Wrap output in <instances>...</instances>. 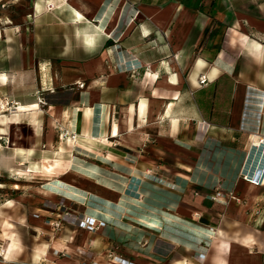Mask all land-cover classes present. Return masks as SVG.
Instances as JSON below:
<instances>
[{"label":"crops","instance_id":"1","mask_svg":"<svg viewBox=\"0 0 264 264\" xmlns=\"http://www.w3.org/2000/svg\"><path fill=\"white\" fill-rule=\"evenodd\" d=\"M24 1L0 0L34 20L0 41V264H264V0Z\"/></svg>","mask_w":264,"mask_h":264},{"label":"rangeland","instance_id":"2","mask_svg":"<svg viewBox=\"0 0 264 264\" xmlns=\"http://www.w3.org/2000/svg\"><path fill=\"white\" fill-rule=\"evenodd\" d=\"M30 3L29 0H25L24 1V5L21 4V5H12V7H16L17 10H18V7L20 8H24L26 10L29 9V6L28 4ZM11 2H5L4 6L1 4V7L2 8H5V6L7 7L8 5H10ZM8 14V13H7ZM24 12L21 11H18V12H11L9 13V16H1L0 17V30H3V33L0 32V41L2 40V36L4 37V39L8 40L9 38H12L13 37V33H11L8 28V25H19L20 28H24L25 25L27 24H33L34 20H33V17H24L23 16ZM11 21V22H10ZM6 22V23H5ZM19 36V38H21L23 40V37L24 35L22 33H17ZM43 35V34H41ZM53 36H58L60 37L59 35L60 34H52ZM30 36V34H28V37ZM71 37H72V34L71 33H68V32H64L63 34V38H64V41H65V54H66V51L68 52L69 50L71 51ZM66 42L69 44L66 45ZM69 51V52H70ZM19 104L18 103H15L14 99L12 98H8V97H3L2 99L0 98V124L1 123H7V118L9 115L12 114V112L18 107L19 108ZM7 131V130H6ZM3 137H0V141L3 142ZM5 140L7 138H4ZM4 146H5V143L3 142ZM3 148L0 146V149ZM5 151L4 149H1L0 151V154H3ZM9 166L8 162H7V159L6 157H0V168L2 170H5L7 167ZM13 175H11V178H15L14 181H18L19 183H27L29 186V188H35V187H41V188H44L43 186L45 184H41L40 182V179L38 176H35V175H32L31 173H23L22 171H16V170H13ZM8 174H6V176H0V179H2V181H4L5 183L4 186H8L10 185V180L8 177ZM12 185V184H11ZM2 197V196H0ZM262 202V204H264V201H260V203Z\"/></svg>","mask_w":264,"mask_h":264},{"label":"built area","instance_id":"3","mask_svg":"<svg viewBox=\"0 0 264 264\" xmlns=\"http://www.w3.org/2000/svg\"><path fill=\"white\" fill-rule=\"evenodd\" d=\"M117 69L122 70V69H130V70H139L140 68L143 67V64L141 63V61L137 60L136 58H132L130 60H124L123 63L119 62L118 64H116L115 66ZM200 81L201 83H206L207 81V77L206 75H203L200 77ZM61 137L65 138V139H73L75 140L77 138V135L75 133H70L69 131H63L61 133ZM263 144L264 145V138L260 139L258 143H256V141L253 143V146L255 148L256 147H260V145ZM255 173V172H254ZM250 174L247 173L245 175V177L256 183L259 184L262 180L261 179V174L260 173H255V174ZM257 174V175H256ZM210 198L214 199V200H219L221 198L224 199H232V200H237L239 201L240 198L236 195V193L232 190L228 191V192H217L214 195H210ZM253 213L256 216H264V204L260 203V202H256L254 208H253ZM73 222L72 219L70 218V216H68V213H65L64 215H62L59 219H56L54 221L51 222V226L55 229V230H59L60 228H62L63 224L65 222ZM75 221V220H74ZM78 223L80 224V226H84L92 231H96L100 225H104V222H101L100 224H97L96 220L92 219V218H87V219H83V220H78ZM6 255V251L5 249L0 248V258L1 257H5ZM120 260L125 263V264H133L132 262H129L123 258H120ZM84 264H89L88 262H85Z\"/></svg>","mask_w":264,"mask_h":264},{"label":"bare ground","instance_id":"4","mask_svg":"<svg viewBox=\"0 0 264 264\" xmlns=\"http://www.w3.org/2000/svg\"><path fill=\"white\" fill-rule=\"evenodd\" d=\"M10 22H11V21H10ZM5 23H6V22H5ZM258 142H259V140H258ZM258 142H256V143H258ZM262 146H263V145L261 144L260 147H256V146H255V148H256V149H261Z\"/></svg>","mask_w":264,"mask_h":264}]
</instances>
